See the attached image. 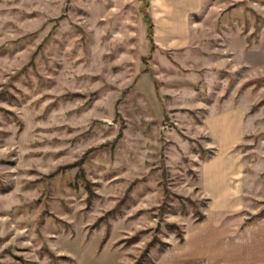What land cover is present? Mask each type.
Returning a JSON list of instances; mask_svg holds the SVG:
<instances>
[{"label":"rangeland","instance_id":"374dc122","mask_svg":"<svg viewBox=\"0 0 264 264\" xmlns=\"http://www.w3.org/2000/svg\"><path fill=\"white\" fill-rule=\"evenodd\" d=\"M186 253L264 264V0H0V264Z\"/></svg>","mask_w":264,"mask_h":264},{"label":"crops","instance_id":"0c3cea01","mask_svg":"<svg viewBox=\"0 0 264 264\" xmlns=\"http://www.w3.org/2000/svg\"><path fill=\"white\" fill-rule=\"evenodd\" d=\"M214 234H215V236L217 237V236H220V233L222 232L220 229L219 230H214V231H212ZM223 233H224V231H223ZM224 234H226V233H224ZM223 234V235H224ZM230 235L232 236V235H234V237L236 238V227H234V230H233V233L231 234L230 233ZM232 249V248H231ZM230 248H229V250H228V252H229V255L233 252V249L236 251V246L231 250ZM186 257H183V258H181L179 261L181 262V264H189L190 263V261H197L198 262V259H200V260H202V262L203 261H205L206 263H204V264H220V261L219 260H212V262L211 263H209L208 262V260H206V258H207V256H205L204 254H188V253H186ZM228 255V256H229ZM263 258V256L261 257V259ZM203 264V263H202Z\"/></svg>","mask_w":264,"mask_h":264},{"label":"trees","instance_id":"16d2710c","mask_svg":"<svg viewBox=\"0 0 264 264\" xmlns=\"http://www.w3.org/2000/svg\"><path fill=\"white\" fill-rule=\"evenodd\" d=\"M152 30H153V25L151 24V22H148V26H147V38L150 40V45H152ZM153 45L150 47V50H153ZM202 218V215H199V217L197 218V220L201 219ZM179 237V236H178ZM180 238V237H179ZM155 243V240L152 239L150 241V243L147 245V247L144 249V251L142 252V255L141 257L145 258L146 255H147V252L149 250V248ZM137 264V263H136Z\"/></svg>","mask_w":264,"mask_h":264},{"label":"water","instance_id":"95a60500","mask_svg":"<svg viewBox=\"0 0 264 264\" xmlns=\"http://www.w3.org/2000/svg\"><path fill=\"white\" fill-rule=\"evenodd\" d=\"M158 227H159V224H157V227H156V229H155V230H157V229H158Z\"/></svg>","mask_w":264,"mask_h":264}]
</instances>
